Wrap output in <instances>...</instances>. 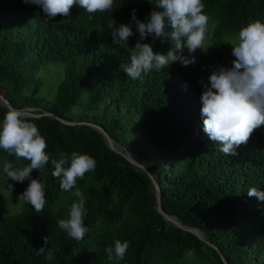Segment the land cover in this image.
<instances>
[{
	"label": "trees",
	"instance_id": "1",
	"mask_svg": "<svg viewBox=\"0 0 264 264\" xmlns=\"http://www.w3.org/2000/svg\"><path fill=\"white\" fill-rule=\"evenodd\" d=\"M202 2L214 22L213 42L256 19L264 22V0ZM155 4L115 0L111 11L96 13L92 20L74 6L70 21L61 16L48 21L35 5L0 0L1 93L12 108L34 110L36 117L29 119L46 139L51 156L77 151L97 161L95 171L77 182L88 209L85 226L90 231L84 239H71L58 227L76 197L61 191L49 164L40 173L44 211L37 214L22 204L19 212L0 216V264H223L221 256L227 264H264V202L247 194L253 187L264 192V132L256 130L238 155L225 156L203 132L202 90L186 67L177 61L137 80L122 69L130 52L113 44L109 25L128 24L133 9L145 22ZM133 31L129 48L139 39L135 26ZM143 43L151 44L154 53L169 49L151 36ZM49 67L57 80L42 93V80L31 78ZM6 111L0 102V121ZM92 125L151 173L163 212L200 230L212 246L157 212L151 180L111 150ZM4 159L15 161L0 150L1 182L6 180ZM28 163L21 159L18 166ZM31 175L36 179L39 172ZM28 184L14 183L13 192L20 195ZM45 236H50L47 247L55 256L51 262L37 254ZM116 239L130 247L124 260L110 262L105 249Z\"/></svg>",
	"mask_w": 264,
	"mask_h": 264
},
{
	"label": "clouds",
	"instance_id": "2",
	"mask_svg": "<svg viewBox=\"0 0 264 264\" xmlns=\"http://www.w3.org/2000/svg\"><path fill=\"white\" fill-rule=\"evenodd\" d=\"M26 5H35L42 9L44 18L52 21L61 16L71 20V9L76 6L84 9L92 20L94 14L105 13L114 8L115 0H22ZM145 22L132 10L128 24L109 25L114 45L127 48L130 62L122 65L123 71L132 80L142 77V73L157 72L167 69L172 63L180 62L187 67L196 63L192 55L197 49L205 51L204 42L212 21L204 9L202 0H156V4ZM135 33L139 39L134 48H129L128 41ZM169 44L166 54L154 53L151 44L143 43L148 37ZM232 46L231 67L219 66L208 76L203 85L200 109L203 120V132L210 141L219 145V151L225 156L238 155L237 149L247 145L253 133L264 126V22L256 19L242 27ZM187 49L189 56L183 55ZM46 139L40 134L38 126L25 116L22 109L12 108L5 112L0 121V150L14 157L15 161L4 159L2 171L7 181L4 191L12 194L14 183L29 181L27 188L17 197L18 204H28L37 214L45 209L47 203L45 184L40 173L51 164V175L57 178L63 192H69L76 201L70 205L68 217L57 221L58 227L67 236L81 241L89 233L85 226L88 214L86 199L77 186L78 180L86 173L96 169L97 161L88 154L73 151L71 155L60 153L51 156L47 151ZM27 160L26 166H18L21 160ZM34 170L39 177L32 178ZM11 180L14 183H8ZM74 190V191H73ZM249 197H256L264 202V192L253 187L248 189ZM50 236L43 237V244L38 255L46 261L55 259L53 251L47 247ZM130 247L128 241L114 240V246L107 247V260L119 262L124 260Z\"/></svg>",
	"mask_w": 264,
	"mask_h": 264
},
{
	"label": "rangeland",
	"instance_id": "3",
	"mask_svg": "<svg viewBox=\"0 0 264 264\" xmlns=\"http://www.w3.org/2000/svg\"><path fill=\"white\" fill-rule=\"evenodd\" d=\"M214 28V22L211 21L209 24V32L207 33L206 40L204 42V49L205 51H202L200 49H197L195 53L192 55L196 59V63L193 65L187 66V70L195 77L199 87L201 90H203V85L199 83V80L202 78L205 83L208 82V76L211 74V72L216 69L219 66L224 67H231V61L235 59V57L232 56V44L234 43V39L238 33L226 36L219 40L218 42L212 41V31ZM183 55L185 57L189 56L188 51L184 52ZM63 71L62 66L59 67ZM45 68L41 69L38 73L34 74V76L31 78H39L42 81L43 85V91L44 93L45 89L51 86L56 80H57V72L53 70L54 68L49 67V71H44ZM56 85V84H55ZM32 113H33V109ZM261 131L264 132V126H261L259 128ZM116 146V145H115ZM5 182L0 181V216L1 215H12L16 212L20 211V207H22V204H18L19 201L16 193L12 192V194H9L8 192L4 191L6 188ZM18 209V210H17ZM189 258L191 259V255H189ZM187 264H197L195 262H188Z\"/></svg>",
	"mask_w": 264,
	"mask_h": 264
},
{
	"label": "water",
	"instance_id": "4",
	"mask_svg": "<svg viewBox=\"0 0 264 264\" xmlns=\"http://www.w3.org/2000/svg\"><path fill=\"white\" fill-rule=\"evenodd\" d=\"M2 90L0 89V102L3 105V107L5 109L10 110L12 109L11 105L9 104V102L5 99L3 93H1ZM24 114L26 117L31 118V117H36V115H34L32 113L31 109H26L23 110ZM47 116L51 115V114H45ZM61 123L66 124V125H74L75 123H71V122H67L64 120H60ZM89 125V124H87ZM93 127H95L99 132H101L105 138L107 139V144L109 146V148L117 153H119L120 155L124 156L129 162H131L133 165L139 167L140 169H142L144 171V173L148 176V178L151 180L154 191H155V197H156V210L157 212L163 216V218L168 221L171 225L180 228L184 231L190 232L191 234H193L194 236H196L198 239H200L202 242H204L205 244L212 246L209 241L206 240L205 236L202 234V232L196 228L193 227H189L185 224H183L181 221L177 220L176 218H174L173 216H170L166 213L163 212L162 208H161V199H160V189L159 186L157 184V182L155 181L154 177L151 175V173L144 168L141 164L135 162L132 158H130L129 156L124 155L122 152H120L117 148L114 147L113 142L111 140V138L108 136V134L101 128L95 125H92ZM221 260L223 262V264H227L225 259L221 256Z\"/></svg>",
	"mask_w": 264,
	"mask_h": 264
},
{
	"label": "bare ground",
	"instance_id": "5",
	"mask_svg": "<svg viewBox=\"0 0 264 264\" xmlns=\"http://www.w3.org/2000/svg\"><path fill=\"white\" fill-rule=\"evenodd\" d=\"M113 145H114L115 148H117V147L115 146V144H113Z\"/></svg>",
	"mask_w": 264,
	"mask_h": 264
}]
</instances>
